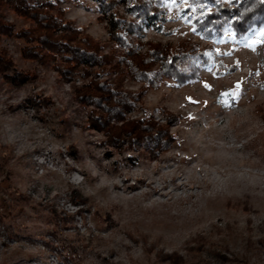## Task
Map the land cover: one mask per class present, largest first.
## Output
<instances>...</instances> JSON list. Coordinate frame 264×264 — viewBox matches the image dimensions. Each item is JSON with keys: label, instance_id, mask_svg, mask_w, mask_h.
<instances>
[{"label": "rangeland", "instance_id": "rangeland-1", "mask_svg": "<svg viewBox=\"0 0 264 264\" xmlns=\"http://www.w3.org/2000/svg\"><path fill=\"white\" fill-rule=\"evenodd\" d=\"M28 1L53 3V13L114 54L116 70L93 69L139 97L126 120L150 114L166 126L176 116L177 124L157 153L108 145L89 126L92 106L76 98L87 80L62 76L59 56H24L31 43L15 33L34 24L3 8L14 29L0 36L6 73L26 80L0 71V264H172L159 251L182 264H264V33L250 35L264 21L237 33L231 16L204 37L198 23L220 0ZM141 3L152 12L139 19L131 10ZM111 16L137 24L117 31L149 57L152 82L119 58L125 46L111 35ZM153 47L182 53L181 71L194 49L206 58L179 83L161 72Z\"/></svg>", "mask_w": 264, "mask_h": 264}, {"label": "trees", "instance_id": "trees-1", "mask_svg": "<svg viewBox=\"0 0 264 264\" xmlns=\"http://www.w3.org/2000/svg\"><path fill=\"white\" fill-rule=\"evenodd\" d=\"M231 6L220 1H216V10L208 12L206 19L198 23V28L204 37L211 36V31L219 32L222 24L232 16V29L237 33H243L252 26L260 25L264 21V4L260 0H230ZM142 6L135 7L131 12L139 19L150 14L152 8L149 3H141ZM11 7L14 11L33 22L31 28L20 29L15 35L24 37L31 45L23 49V55L31 59H39L45 62L48 58L59 56L63 66H58V71L67 80L74 79L75 76L83 80L81 86L76 90L77 100L84 106H92L88 111V120L90 128L103 131L109 138L108 145L118 146L128 143L129 146H140L147 151L157 153L166 149L174 140L169 132L168 125L177 124L176 116L173 119H167V125H159L153 121L150 114L137 119L126 120L127 113L133 108L135 102L139 100L137 94L123 93L116 86H111L107 80H99V75L94 67H99L106 72L116 70L114 64V54H104L98 43L83 33L82 28L75 27L70 21L62 18V11L53 13L54 4L46 2L30 3L28 0H0V36L14 34L13 25L6 21L3 14V8ZM108 7V6H107ZM106 7V8H107ZM142 7V9H141ZM103 12H107L104 9ZM116 31L111 32L114 40L125 46L124 51L118 55L119 58L136 71L137 76L149 82H152L153 76L147 69L149 57L133 53L132 46L117 30L125 28L128 32L138 31L137 24L133 21L123 24L121 18L111 16ZM154 50L151 53L161 64V72L174 77L179 83L192 79L197 71L195 60H205V55L195 49L188 54L189 71H181L180 56L182 53L171 52L165 56L166 50ZM135 54L136 61L128 59L129 55ZM186 54V53H184ZM165 56V57H164ZM192 59V60H191ZM10 59L6 58L0 51V71L5 78L12 82L20 83L26 80V75L15 72L14 75L6 73L10 68ZM110 70V71H109ZM131 71V72H132ZM88 77L90 78L88 80ZM121 124H118L120 123ZM157 258L162 261H168L172 264H182L181 257L175 253L157 252Z\"/></svg>", "mask_w": 264, "mask_h": 264}, {"label": "snow or ice", "instance_id": "snow-or-ice-1", "mask_svg": "<svg viewBox=\"0 0 264 264\" xmlns=\"http://www.w3.org/2000/svg\"><path fill=\"white\" fill-rule=\"evenodd\" d=\"M193 2H196V0H193ZM260 3L264 4V0H260ZM257 31L264 33V27L260 29H255V28L251 29L250 35H255ZM248 38H249L248 36L244 37L245 40H247Z\"/></svg>", "mask_w": 264, "mask_h": 264}]
</instances>
